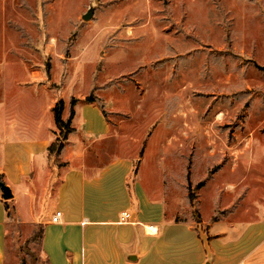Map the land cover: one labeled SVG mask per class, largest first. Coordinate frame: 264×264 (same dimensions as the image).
I'll return each instance as SVG.
<instances>
[{"label":"rangeland","instance_id":"obj_1","mask_svg":"<svg viewBox=\"0 0 264 264\" xmlns=\"http://www.w3.org/2000/svg\"><path fill=\"white\" fill-rule=\"evenodd\" d=\"M257 65L264 66V0H0V102L48 107L62 95H86L124 108L109 119L121 122L120 134L94 141L87 162L97 169L146 152L139 177L168 194L179 218L199 222L198 196L204 215L235 195L251 194L260 208L264 72ZM40 229L14 220L6 264H46Z\"/></svg>","mask_w":264,"mask_h":264},{"label":"crops","instance_id":"obj_2","mask_svg":"<svg viewBox=\"0 0 264 264\" xmlns=\"http://www.w3.org/2000/svg\"><path fill=\"white\" fill-rule=\"evenodd\" d=\"M108 79L99 90L108 88ZM86 97L59 98L64 121L74 111V132L57 159L49 154L59 134L56 101L48 107L34 99L0 102V178L13 194L6 201L0 191V264L7 263L8 228L14 222L6 205L20 226L42 229L46 264H255L264 252V196L255 209L251 194L233 196L227 207L215 201L208 215L201 212L198 196L199 222L179 218L177 209L168 210L167 193L141 181L146 152L114 157L97 169L88 164L94 141L120 134L121 122L109 119L120 118L124 108L108 109L103 96L106 108L85 102ZM57 212L62 220L53 223Z\"/></svg>","mask_w":264,"mask_h":264},{"label":"trees","instance_id":"obj_3","mask_svg":"<svg viewBox=\"0 0 264 264\" xmlns=\"http://www.w3.org/2000/svg\"><path fill=\"white\" fill-rule=\"evenodd\" d=\"M87 103H94V100L91 96L87 97L85 100ZM77 103L76 99H73L71 102L72 107H74ZM64 101L62 99H59L56 103V106L53 109L54 116H55V122L56 126L59 131V137L55 140V142L49 147V154L50 157L57 159L62 150L64 149V144L68 139V136L74 132V129L72 128V118L74 115V111L71 112V117L68 121L63 120V111H64ZM204 187V184L201 183L198 185V188L201 189ZM191 195V194H190ZM190 198L193 200V196L191 195ZM6 209L8 211V215L13 219L16 220V215L14 213V209L11 208L9 205H6ZM39 233L41 234L40 239L42 237V229H40ZM36 237V236H35ZM34 237V239H35Z\"/></svg>","mask_w":264,"mask_h":264},{"label":"water","instance_id":"obj_4","mask_svg":"<svg viewBox=\"0 0 264 264\" xmlns=\"http://www.w3.org/2000/svg\"><path fill=\"white\" fill-rule=\"evenodd\" d=\"M257 67L264 72V66H259L257 65ZM0 191L2 192V197L4 200L9 201L11 199H13V194L11 189L2 181V179L0 178Z\"/></svg>","mask_w":264,"mask_h":264},{"label":"built area","instance_id":"obj_5","mask_svg":"<svg viewBox=\"0 0 264 264\" xmlns=\"http://www.w3.org/2000/svg\"><path fill=\"white\" fill-rule=\"evenodd\" d=\"M122 216H123V220H126L129 218V214L127 212H124ZM61 220H62V213L61 212H57L52 218L53 223H60Z\"/></svg>","mask_w":264,"mask_h":264}]
</instances>
